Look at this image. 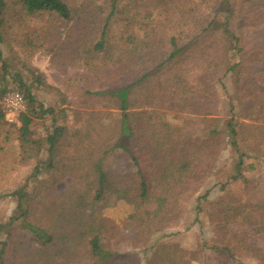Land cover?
<instances>
[{
	"label": "trees",
	"instance_id": "16d2710c",
	"mask_svg": "<svg viewBox=\"0 0 264 264\" xmlns=\"http://www.w3.org/2000/svg\"><path fill=\"white\" fill-rule=\"evenodd\" d=\"M2 44L24 53L23 68L43 88L60 92L31 67L38 53L80 81L85 116L78 127L59 125L0 48V123L7 94L26 103L12 164L34 161L27 180L39 179L30 190L0 187V200L16 202L0 222V264H199L207 250L264 264L252 247L264 239V195L249 188L264 180V0H0ZM76 66L78 80L67 73ZM46 117L47 136L37 137L33 124ZM7 153L0 146V185ZM115 154L129 167L108 166ZM108 200L153 201V217L130 237L124 218L91 213ZM202 213L210 246L168 232L186 221L189 231Z\"/></svg>",
	"mask_w": 264,
	"mask_h": 264
},
{
	"label": "rangeland",
	"instance_id": "374dc122",
	"mask_svg": "<svg viewBox=\"0 0 264 264\" xmlns=\"http://www.w3.org/2000/svg\"><path fill=\"white\" fill-rule=\"evenodd\" d=\"M221 25V21L218 20L216 22V26L219 27ZM2 52L4 53L5 59L9 63V67L12 73L21 72L24 76L25 82L32 87V91L36 98L45 104L46 107H53L55 109V117L57 119V123L59 125H65L69 129L78 127L82 118L85 116L83 113V108L81 107V99H80V91L78 90V86H82L80 81L72 82L65 77L59 70L52 66L50 57L45 55L44 53H38L30 60V65L32 68L38 69L45 74L46 82L60 90V92H56L50 89L43 88L34 83V80L29 76L28 72L23 68L22 61H24L25 56L22 54H15L9 48L2 44L0 46ZM231 62L236 60V56L234 51L230 53ZM67 73L69 76H73V78L77 79L78 73H81L80 66L69 67L67 69ZM78 80V79H77ZM71 101V103H64L66 99ZM180 120V119H178ZM176 120L177 122H179ZM16 124V125H14ZM51 117H46L43 121L34 122V128L37 133V137L46 138L47 129L51 127ZM17 126V127H14ZM20 127L19 120L15 123H9L4 119V122L0 123V146H6L8 148V153L4 159L8 160L11 167L6 170L3 169V176L5 180L0 185L1 189L4 188L6 190H14L17 187L24 186L28 183V190L34 188L38 183L39 179L33 178L32 181L28 182V178L35 173V163L34 161H30L29 163H20L17 162L15 164L12 160V156H16V153L19 152L17 148V140L15 138L18 136L16 133V128ZM9 133V134H8ZM9 135L10 141L5 143V136ZM46 148V146H45ZM1 156V155H0ZM2 156L0 157V160ZM41 160H46V154H43L40 157ZM108 166H116L121 169H125L129 167V159L124 154H115L110 156L107 162ZM228 167L223 168L222 178L220 179L222 182L225 181L228 171ZM48 170L45 169L43 174L46 175ZM256 175H254V179ZM66 188L65 184L60 186V190H64ZM250 189L255 188V195L262 197L264 195V180L263 176L260 177L255 187L249 186ZM155 209V203L153 201H147L142 203L136 207H123L122 205L114 206L111 200L106 202L96 203L91 208V213L97 219L104 218L105 215L111 216L114 220H119V218H124L126 220V224L128 227V234L130 237L134 235V229L132 228L136 222L149 220L153 217ZM16 210V202L8 197L0 200V222L6 221ZM200 224H196L191 227L189 231H186V228L189 226L190 221L183 222L182 224H173L169 226L168 232H181L180 240L186 246H191L194 240L197 238L199 241L206 240L208 246H210L213 242V238L208 229V220L205 215L202 213L200 215ZM117 222V221H116ZM196 242V241H195ZM252 247L260 250L264 254V239L262 238H253ZM199 264H235L234 262L226 261V259L220 257L218 254L210 252L207 250L203 262Z\"/></svg>",
	"mask_w": 264,
	"mask_h": 264
},
{
	"label": "built area",
	"instance_id": "2783aa9c",
	"mask_svg": "<svg viewBox=\"0 0 264 264\" xmlns=\"http://www.w3.org/2000/svg\"><path fill=\"white\" fill-rule=\"evenodd\" d=\"M5 119L9 123L18 121L19 116L26 111L24 97L20 93H9L2 101Z\"/></svg>",
	"mask_w": 264,
	"mask_h": 264
}]
</instances>
